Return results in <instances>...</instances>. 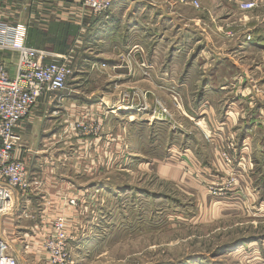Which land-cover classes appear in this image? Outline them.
I'll use <instances>...</instances> for the list:
<instances>
[{
	"label": "crops",
	"instance_id": "obj_1",
	"mask_svg": "<svg viewBox=\"0 0 264 264\" xmlns=\"http://www.w3.org/2000/svg\"><path fill=\"white\" fill-rule=\"evenodd\" d=\"M83 1L0 0V40L4 37L5 27H25V43L40 52V61L44 65L65 63L75 69L74 76L67 83L71 86L67 87L66 95H43L16 130L24 142L23 149L16 156L26 162L31 179L41 178L45 184L46 193L41 197L48 195L50 200L45 196L47 200L55 201V192L65 184L54 176L56 172L66 173L65 179L72 178L75 167L68 145L73 144L69 140L74 132L66 125L79 121L83 108L93 109L95 103H92L91 96L82 98L79 94L94 91V84L87 80L93 66L101 62L106 69L104 73L111 79L106 82L109 86L104 85V81L101 83V92H104L101 93V106L107 110V116L113 118L118 131H121L122 125L116 121L130 118L127 126L131 132L129 145L136 153L131 166L140 168L144 161L146 166L149 164L148 167L158 165L160 175L175 182L187 196L197 198L202 204L205 201L206 208L215 203L219 209L234 217H250L257 215L259 204L258 210L264 212V196L257 185V147L255 149L254 142L257 122L254 127L255 121L252 120L254 117L257 120V116H253L257 113L253 110L257 103L255 99L263 95H255L258 85L251 73L241 68L236 60L239 57L243 59L250 50L264 52V23L257 25L250 42L256 49L247 48V53L239 48L225 51L207 48L205 41H202L200 49L193 51L191 48L198 39L194 36L197 31L179 22L176 15L169 13L167 6H160L156 0H113L111 10L104 18L90 15L83 8ZM250 1L264 4V0H216L215 4L240 12L239 5ZM188 8L181 7L184 12ZM127 54L132 58L129 68L121 61ZM18 59L16 52L0 48V65L6 67L12 78L17 75ZM139 63H144V66ZM254 73L257 74L256 71ZM103 77L107 80L106 76ZM133 88H156L164 97L169 95L172 99L173 93L178 94L182 115L173 118L162 114V118L154 120L155 116L151 114L124 110L137 104L121 98L115 90ZM202 115L206 125L200 133L193 124L196 125L195 120ZM64 132L69 137L63 141ZM197 135L203 141V137L212 139L205 142L207 158L201 151L204 143L201 150L194 143L198 144ZM159 146L160 151L157 149ZM222 151L231 158V164H225ZM154 153L164 158L158 159ZM99 169L100 164L94 170ZM230 172L233 173L232 178ZM98 174L100 177L101 174ZM230 179H234V183H230ZM95 182L100 181L97 179ZM214 183L220 187V196L213 197L207 193V186ZM227 183L228 187L225 186ZM18 196L24 199L26 206L22 207L17 202L14 214L0 217V232L9 243L17 235V238L28 236V227L21 226L29 220L25 218L26 214L37 216L36 211L29 207L31 201L27 198H40L39 194L25 197L17 192L16 199ZM28 223L31 229L35 228L33 220ZM3 224L9 226L4 232L1 230ZM11 247L19 264H26L14 246ZM253 254L257 263V253ZM198 262L207 264L208 261Z\"/></svg>",
	"mask_w": 264,
	"mask_h": 264
},
{
	"label": "rangeland",
	"instance_id": "obj_2",
	"mask_svg": "<svg viewBox=\"0 0 264 264\" xmlns=\"http://www.w3.org/2000/svg\"><path fill=\"white\" fill-rule=\"evenodd\" d=\"M156 1L160 6H167L169 13L176 15L181 20L179 22L187 28L197 31V34L194 33L198 39L192 44L193 51L200 49L202 41H205L207 48H217L221 51L239 48L247 53V48H255L250 42L257 31V25L264 23V11H262L264 4L261 3H257V7L252 10H241L239 7L240 12H238L220 5L217 7L216 0H193L192 4L188 5H182L179 3L180 0ZM182 6L189 8L184 12ZM260 8L262 9L257 11ZM104 17L106 15L101 16ZM167 31L169 32L170 29ZM131 59L130 54L121 59L126 68L131 66ZM236 60L241 68L251 73V77L258 85L257 90L262 89L264 52L250 50L243 59L239 57ZM193 63H195L194 59ZM96 64L89 76L91 81L89 78L87 80L94 84V91H84L79 94L83 96L82 98L91 96L95 105L92 104L93 109L83 108L79 121L75 120L74 123L66 125L73 130L75 136H72L71 141L69 140L73 144L68 145L70 158L73 159L75 167L73 174L71 173L72 180L64 178L66 173H55L54 176L59 177V181L65 184L61 186L60 191L55 192L54 202L49 201L48 195L45 196L49 200L45 196H43L45 200H42L41 196L27 198L31 201L29 207L36 211L38 217L35 215L36 218L32 216L29 218L35 224L33 229L29 226V220L21 225L28 227V236L17 238V235L10 243L20 254L21 259L26 264H31L32 260L34 264H50L44 250V240L53 232L54 220L65 216L68 221V234L72 240H75L70 245L72 258L69 264H203L198 261L204 259L208 261L207 264L210 262L264 264V212L260 213L261 210H258L259 204H257V215L234 217L225 210L219 209L215 203L209 204L206 208L205 201L202 200V204L197 198L187 196L175 182L160 175L158 165L148 167L149 164L146 166L147 163L144 161L140 168L131 166L135 150L132 151L129 145L131 132L127 126L130 118L116 121L121 123L122 128L121 131H118L119 128L115 129L113 118H109L106 114L107 110L101 106V93H104L101 92V83L104 81V85L109 86L106 82L111 79L104 73L106 69H103L101 62ZM139 65L144 66V63ZM103 76H106L107 80H103ZM70 86H67L68 89ZM66 90L61 92L60 97L66 95ZM257 90L254 91L255 95L263 96L255 99L257 106L255 104L253 110L257 113L253 116H257V120L256 117L252 120L255 121L254 127L257 122V128L254 129L255 149L257 147V185L264 196V87L262 91ZM115 91L121 95V98L127 101L133 100L137 104L131 108H123L128 112L151 114L155 116L154 120L162 118V113L173 118L178 114L182 115L181 107L174 104L171 96L164 97L156 88ZM217 103L221 104V101ZM203 119L202 115L195 120L196 125L193 124L200 133L206 125ZM158 126L160 127V125L156 127ZM212 136L213 132L211 138ZM66 137L69 135L64 132L62 140H66ZM197 137L198 144L194 143L200 150L201 144L204 143L201 151L207 158L205 142H209L211 138L203 137V141L199 135ZM157 149L160 151L161 146ZM154 154L158 159L164 158L159 153ZM221 156L228 165V154L222 151ZM98 164L100 169L95 171ZM98 173L101 174L100 177ZM230 175L232 178L233 173L230 172ZM97 179L100 182H95ZM95 185L100 188L93 187ZM225 186L228 187L229 183ZM219 189L220 187L215 183L209 184L207 193L217 197L220 196ZM257 192L259 193V190ZM72 197L78 199L82 206L70 207L68 202ZM91 197L95 200L91 201ZM258 200L260 201V198L257 194V202ZM16 201L18 205L26 206L24 199L19 196ZM98 209H100L99 214H97ZM7 227L9 226L5 227L3 224L2 232L6 231ZM248 244L250 245L247 247ZM253 253H257V263L254 260L256 255Z\"/></svg>",
	"mask_w": 264,
	"mask_h": 264
},
{
	"label": "built area",
	"instance_id": "obj_3",
	"mask_svg": "<svg viewBox=\"0 0 264 264\" xmlns=\"http://www.w3.org/2000/svg\"><path fill=\"white\" fill-rule=\"evenodd\" d=\"M37 1L52 2L54 0ZM192 2L193 0L179 1L182 5L192 4ZM112 3L113 0H84L83 8L93 17L102 15L107 17ZM257 3L245 2L239 7L241 10H252L257 7ZM3 35L0 48L10 49L19 57L15 78L10 76L6 67L0 65V215L6 216L14 214L16 210L17 192L25 197L30 194L41 196L45 189L41 178L31 179L26 162L16 156L24 146L22 136L16 131L18 125L29 117L33 107L43 95L64 92L75 69L65 63L44 65L40 61V52L27 47L25 27H5ZM179 99L178 94L173 93V100L178 105ZM227 160L231 164L232 160L229 156ZM91 198V201L95 200L94 197ZM68 203L70 207L82 206L74 197L70 198ZM25 218L29 219L30 216L26 214ZM52 231L44 240V250L48 255L49 263L69 264L72 258L70 245L75 240H72L68 234L67 218L65 216L56 218ZM0 264H19L17 257L12 253L11 244L1 234Z\"/></svg>",
	"mask_w": 264,
	"mask_h": 264
}]
</instances>
